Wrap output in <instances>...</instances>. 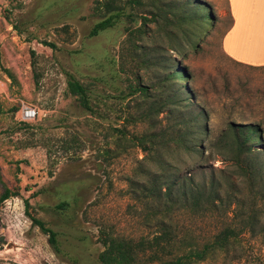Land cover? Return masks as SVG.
Instances as JSON below:
<instances>
[{
    "label": "rangeland",
    "instance_id": "obj_1",
    "mask_svg": "<svg viewBox=\"0 0 264 264\" xmlns=\"http://www.w3.org/2000/svg\"><path fill=\"white\" fill-rule=\"evenodd\" d=\"M162 1V13L170 21L166 27L173 31L171 42L183 53L175 63L191 74L189 82L179 79V83L184 91L193 92L187 101L204 113L202 122L207 127L202 162L195 164L184 151L171 160L182 172L202 165L196 174L221 181L226 193L228 179L241 182L235 173L239 144L233 130L244 124L260 126L263 141L255 147L264 148V66L230 57L223 47V36L232 21L228 0H198L200 6L210 8L213 21L201 32L193 30L191 37L174 22L171 4L176 0ZM92 6L93 0H0V194L5 186L20 192L0 205V236H4L0 264H99L100 224L122 235L152 236L153 229L144 224V199L132 191L130 183L132 178L145 179L140 163L152 164L150 160L142 162L144 152L134 143L117 148L108 124L118 122L116 114L128 102L111 96L121 83L125 27L130 23L91 36L98 21ZM179 11L182 14L184 8ZM140 24L141 20L135 27ZM148 28L153 35L143 41L146 50L156 47L177 55L167 46L166 38H158L155 23H149ZM246 53L251 54L244 51L241 55L246 58ZM256 55L252 53V57ZM138 72L142 82L158 94L162 68L149 63ZM68 74L85 84L94 83L102 94L103 111L108 110L106 103L117 108L111 120L96 118L80 105L77 96L68 91ZM98 78L103 83L96 82ZM29 106L37 110V117L24 120L23 111ZM13 107L18 108L15 114ZM190 109L179 106L168 111L164 124L187 117ZM23 121L29 125L21 124ZM128 128L137 131L142 126L131 124ZM108 147L112 151L106 152ZM259 158L264 159V154ZM248 194L238 183L235 195ZM63 201L77 203L73 208H59ZM232 208L235 204L230 215L223 213L217 218L180 215V228L210 237L232 220ZM27 209L60 231L61 254L33 224ZM194 264H264V242L245 231L228 250Z\"/></svg>",
    "mask_w": 264,
    "mask_h": 264
},
{
    "label": "trees",
    "instance_id": "obj_2",
    "mask_svg": "<svg viewBox=\"0 0 264 264\" xmlns=\"http://www.w3.org/2000/svg\"><path fill=\"white\" fill-rule=\"evenodd\" d=\"M162 0H93L92 14L98 17L90 31L91 36L115 27L119 24L130 23L125 27L127 31L126 50L121 56L119 68L120 81L114 87L112 99L128 101L125 107L116 114L117 123L108 121L109 129L115 136L117 148L125 147L129 142L134 143L144 152L143 161L150 160L152 166L139 165L144 180L130 183L132 191L139 193L144 199L147 212L144 224L153 229L152 236L134 237L115 233L104 224L99 225L98 241L102 245L98 253L99 264H194L204 261L218 251L228 250L240 234L248 231L255 237H262L264 242V148L255 145L263 141V130L258 125L244 124L234 129L238 139L239 152L236 155L235 173L241 177L238 182L248 190V195L239 197L237 182L227 180L230 187L225 193V185L213 176L199 177L198 169L182 172L171 158L186 152L194 163H200L206 157L205 134L207 127L202 119L203 112L197 111L193 104L187 101L192 91L183 90L179 79L189 82L190 72L185 68H178L176 58L182 51L171 41L174 38L167 29L169 17L163 11ZM198 0H176L171 4L175 23L184 27L188 37L193 30L203 31L205 25L213 21L210 8L200 6ZM201 7V8H200ZM184 8L182 14H178ZM177 10L179 12H177ZM165 20L166 24L161 23ZM141 20V24L137 27ZM149 23H155L159 31L158 38H166L167 46L177 55H170L157 51V48H144L145 38L152 36ZM66 27V26H64ZM66 29V28H65ZM156 34H154V37ZM46 45L56 48L54 42L44 40ZM193 45V43H191ZM149 63L162 68L159 76L158 94L145 85L139 75V68ZM9 75L14 77L8 70ZM122 73L125 75L122 79ZM96 82L103 83L101 78ZM68 91L77 96L80 105L92 116L111 120V113L117 108L108 105V110L102 109V94L98 92L94 83L85 84L73 74H68ZM179 106L190 107L187 117L179 116L172 124H164V115ZM18 110L11 108L12 113ZM2 113V111H0ZM29 125L28 122H21ZM115 124H122L117 126ZM140 124L141 130L131 131L128 125ZM123 141V145H121ZM253 145V146H252ZM112 151L108 147L106 152ZM18 190L5 186L0 194V205L10 197L18 196ZM225 193V194H223ZM77 202L63 201L59 208H73ZM233 218L225 222L212 236H197L192 229H181L179 216L187 215L191 218H217L230 215ZM29 209V200H26ZM27 209L33 224L37 225L45 234L57 254L63 252L60 231L54 229L44 219L32 214ZM221 210H224L221 212ZM238 221L237 223L234 222Z\"/></svg>",
    "mask_w": 264,
    "mask_h": 264
},
{
    "label": "crops",
    "instance_id": "obj_3",
    "mask_svg": "<svg viewBox=\"0 0 264 264\" xmlns=\"http://www.w3.org/2000/svg\"><path fill=\"white\" fill-rule=\"evenodd\" d=\"M231 25L222 40L230 57L264 66V0H228ZM247 53L244 58L241 54ZM252 53H257L252 57Z\"/></svg>",
    "mask_w": 264,
    "mask_h": 264
},
{
    "label": "built area",
    "instance_id": "obj_4",
    "mask_svg": "<svg viewBox=\"0 0 264 264\" xmlns=\"http://www.w3.org/2000/svg\"><path fill=\"white\" fill-rule=\"evenodd\" d=\"M37 117V110L33 107H26L23 111V119L31 120Z\"/></svg>",
    "mask_w": 264,
    "mask_h": 264
},
{
    "label": "water",
    "instance_id": "obj_5",
    "mask_svg": "<svg viewBox=\"0 0 264 264\" xmlns=\"http://www.w3.org/2000/svg\"><path fill=\"white\" fill-rule=\"evenodd\" d=\"M0 240H4V236H0Z\"/></svg>",
    "mask_w": 264,
    "mask_h": 264
}]
</instances>
